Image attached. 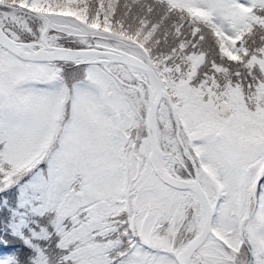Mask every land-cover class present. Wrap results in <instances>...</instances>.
Returning a JSON list of instances; mask_svg holds the SVG:
<instances>
[{
  "label": "snow or ice",
  "instance_id": "snow-or-ice-1",
  "mask_svg": "<svg viewBox=\"0 0 264 264\" xmlns=\"http://www.w3.org/2000/svg\"><path fill=\"white\" fill-rule=\"evenodd\" d=\"M0 264H264V0H0Z\"/></svg>",
  "mask_w": 264,
  "mask_h": 264
}]
</instances>
